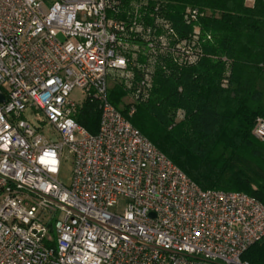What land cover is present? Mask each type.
Here are the masks:
<instances>
[{
  "label": "built area",
  "instance_id": "built-area-1",
  "mask_svg": "<svg viewBox=\"0 0 264 264\" xmlns=\"http://www.w3.org/2000/svg\"><path fill=\"white\" fill-rule=\"evenodd\" d=\"M166 13L154 0H0V264H247L264 205L199 188L107 99L112 80L145 101L158 72L199 58L206 14L185 8L180 35ZM85 100L96 134L75 120ZM252 133L264 141V119Z\"/></svg>",
  "mask_w": 264,
  "mask_h": 264
},
{
  "label": "trees",
  "instance_id": "trees-1",
  "mask_svg": "<svg viewBox=\"0 0 264 264\" xmlns=\"http://www.w3.org/2000/svg\"><path fill=\"white\" fill-rule=\"evenodd\" d=\"M154 1L180 35L191 31L185 8L209 11L196 22L209 39L192 65L158 72L147 100L135 104L121 84L108 82V101L125 116L135 108L130 124L202 190L242 192L264 205V141L252 133L264 119V0ZM75 120L96 134L97 104L83 101ZM240 261L264 264V237Z\"/></svg>",
  "mask_w": 264,
  "mask_h": 264
},
{
  "label": "rangeland",
  "instance_id": "rangeland-1",
  "mask_svg": "<svg viewBox=\"0 0 264 264\" xmlns=\"http://www.w3.org/2000/svg\"><path fill=\"white\" fill-rule=\"evenodd\" d=\"M245 2H246L247 5H252L253 4V0H245ZM202 12H204L205 14H209V11H207V10H205V11L203 10ZM198 50L200 51L201 49L199 48V46L195 45V53ZM110 82L111 83H116V81H112V80ZM151 95H152V91L150 92V96ZM71 98L74 99V100H76V101H78V102H81L82 101V96L80 95V93L78 91H73L71 93ZM127 98H128V100H130V101H132V102L135 103V101L133 100V98L129 94V92H127ZM134 113H135V108H134ZM133 114H132V116H133ZM181 116H182V112L181 111H178V113L176 114V119L179 120L181 118ZM44 132H45V135L49 136V138L55 139V136L52 134V131H51V129L48 126H46L44 128ZM71 172H72V160H71V157L70 156H67L66 155V157L61 160L60 172H59V179L65 185H69L70 184Z\"/></svg>",
  "mask_w": 264,
  "mask_h": 264
},
{
  "label": "water",
  "instance_id": "water-1",
  "mask_svg": "<svg viewBox=\"0 0 264 264\" xmlns=\"http://www.w3.org/2000/svg\"><path fill=\"white\" fill-rule=\"evenodd\" d=\"M0 101H2V96L0 95Z\"/></svg>",
  "mask_w": 264,
  "mask_h": 264
}]
</instances>
